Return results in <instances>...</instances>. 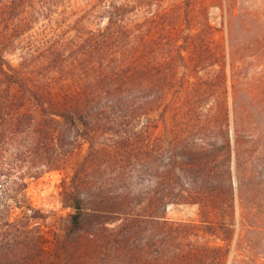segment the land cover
Instances as JSON below:
<instances>
[{
	"label": "trees",
	"instance_id": "trees-1",
	"mask_svg": "<svg viewBox=\"0 0 264 264\" xmlns=\"http://www.w3.org/2000/svg\"><path fill=\"white\" fill-rule=\"evenodd\" d=\"M240 2L225 0L227 58L232 111L242 97L247 120L264 87L262 76L245 72L246 58H264V4L237 10ZM134 11L127 0H0V264L37 263L39 233L27 220H13L12 212L25 203V181L63 170L81 143L86 154L63 189V203L73 210L65 237L112 236L116 264H205L222 250L195 247L208 236L224 243L226 226L199 232L168 223L164 212L185 203L220 224L233 217L232 158L243 153L239 131L230 136L226 111L224 125L211 130L222 134L219 142L190 141L205 136L204 124H172V143L161 151L146 139L157 123L136 130L139 97L133 92H148L149 115L176 79L174 70L162 81L158 70L152 72L160 55L145 50L148 18L133 29ZM164 16L174 23L166 13L150 20L163 25ZM10 57L32 59L13 66ZM135 239L143 244L134 242L129 251ZM214 260L224 264L221 256Z\"/></svg>",
	"mask_w": 264,
	"mask_h": 264
},
{
	"label": "rangeland",
	"instance_id": "rangeland-1",
	"mask_svg": "<svg viewBox=\"0 0 264 264\" xmlns=\"http://www.w3.org/2000/svg\"><path fill=\"white\" fill-rule=\"evenodd\" d=\"M127 1L135 8L131 16L132 24H136L133 29H138L143 18H148L143 23L141 39L145 42V50L156 48L160 55L151 62L152 72L158 70L157 75L162 81L167 72L174 70L176 79L172 90L165 94L163 102L161 100L163 105H159L160 108L149 115L145 114L148 107L144 106L148 92H133V99H139L136 101L132 125L138 131L157 123V130L150 132L146 139L164 151L172 143V124L187 128L204 124L207 131L205 136L195 134L190 137V141L197 144L219 142L222 134L211 130L217 125H224L226 111L229 134H234L235 127L238 129V141L243 152L238 157L236 154V160L232 158V218L220 224L210 217L201 218L197 205L177 203L166 207L165 219L171 224L196 226L195 231L199 232H203L208 225L228 228L224 243L212 236L198 241L199 246L195 248L203 252L212 246L223 245L220 252L210 254L205 264H217L214 260L216 256H221L224 264H264V87L257 94L259 101L248 112L247 120L241 109L244 103L242 97L241 105L236 104L232 111L225 0H189L188 4L186 0ZM262 4L264 0H241L237 10L245 8L253 11ZM163 13L172 15L174 23H167L168 18L171 20L170 16H164L163 25L155 19L150 20L152 15ZM178 13L181 15L176 17ZM7 59L16 66L32 58ZM245 60L248 64L246 74L250 77L262 76L264 84V58ZM139 103L143 104V112L138 110ZM179 109V114L174 117L173 112ZM86 149V144L81 143L63 170L46 171L38 178L25 181V203L13 210L12 219L27 220L28 226L38 231L41 257L35 264H116L112 253L115 246L112 236L107 239L100 237L98 241L87 233L80 238L75 235L65 237L73 210L63 203V189L70 183V177L83 160ZM134 242L137 246L143 244L142 239L130 241L129 251L133 250L131 246H134Z\"/></svg>",
	"mask_w": 264,
	"mask_h": 264
}]
</instances>
